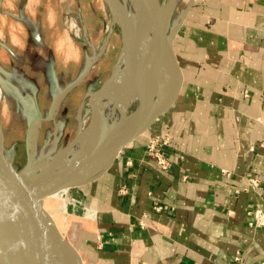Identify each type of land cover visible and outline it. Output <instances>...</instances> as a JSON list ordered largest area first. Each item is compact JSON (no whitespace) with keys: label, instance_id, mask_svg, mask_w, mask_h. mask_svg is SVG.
Masks as SVG:
<instances>
[{"label":"crops","instance_id":"obj_1","mask_svg":"<svg viewBox=\"0 0 264 264\" xmlns=\"http://www.w3.org/2000/svg\"><path fill=\"white\" fill-rule=\"evenodd\" d=\"M186 17L177 99L90 183V218L71 217L78 239L63 231L84 264L264 262V228L248 226L264 211V0H197ZM153 135L169 138L166 170L146 152Z\"/></svg>","mask_w":264,"mask_h":264},{"label":"rangeland","instance_id":"obj_2","mask_svg":"<svg viewBox=\"0 0 264 264\" xmlns=\"http://www.w3.org/2000/svg\"><path fill=\"white\" fill-rule=\"evenodd\" d=\"M167 1L160 0V4ZM195 1L177 0L173 6L169 17L172 46ZM0 5V119L8 145H14V165L19 170L26 163L27 144L33 139L39 117L34 103L37 104L44 119L33 154V165L37 167L70 150L77 139L79 123L88 125V99L93 96L94 101L97 97L91 92L102 87L120 60L121 30L118 26L110 29V15L103 0H2ZM20 9L22 14L18 13ZM103 46V52L95 58ZM33 56L41 59L35 63ZM79 77L81 81L56 108L55 99ZM135 108L131 106L129 114ZM153 129L154 124L143 134L147 136ZM54 131L55 141L47 151ZM153 136L147 138L146 145ZM35 175L37 171L32 174ZM89 188L90 183L45 200L61 231L73 232L75 240L82 229L72 225L71 217L80 220L84 214L90 218L92 210L85 192Z\"/></svg>","mask_w":264,"mask_h":264},{"label":"water","instance_id":"obj_3","mask_svg":"<svg viewBox=\"0 0 264 264\" xmlns=\"http://www.w3.org/2000/svg\"><path fill=\"white\" fill-rule=\"evenodd\" d=\"M103 1L108 6L106 0ZM176 2L177 0H168L167 3L161 5L160 1H155L154 12L161 23L156 29L150 25H147L146 29H148L149 34L155 37L157 43L160 42L167 25L169 26V20L167 23L163 18L162 8L167 7L169 9L170 17ZM121 40L119 55L121 53L127 56L122 30ZM169 50L173 67L180 73L182 82V74L171 38ZM159 72L160 70L157 68V74L152 75V77H157ZM110 77L111 74L106 82ZM141 77L142 81L135 96V112L129 115V124H120L103 146L94 154L86 157L82 163L79 164L78 161H75L69 167L53 171L47 175L32 176L37 168L33 165V154L37 140L38 123L40 124L44 120L37 104L34 103L39 117L34 126L33 139L31 143L27 144L26 163L19 170L14 165V145H8V137L0 119V264H84L75 247L67 240L47 210L45 200L63 191H70L97 180L111 168L118 155L127 146L148 131L154 122L172 106L181 88L170 105L158 111L150 109L151 105H149L150 110L148 109L147 112L145 110L144 92L150 85L151 78L145 70H143ZM81 79L80 77L55 99L56 108L64 95ZM91 99L90 97L87 103L90 108V119L96 114Z\"/></svg>","mask_w":264,"mask_h":264},{"label":"bare ground","instance_id":"obj_4","mask_svg":"<svg viewBox=\"0 0 264 264\" xmlns=\"http://www.w3.org/2000/svg\"><path fill=\"white\" fill-rule=\"evenodd\" d=\"M155 1L160 0H106L110 29L114 26L121 28L127 56L121 54L119 62L112 69L110 79L100 90L91 93L97 95L94 101L91 100L96 114L89 119L87 126L83 127L82 123H79L76 130L77 139L71 145V149L39 164L36 168L37 176L67 168L75 161L82 163L86 157L103 146L120 124H129V115L134 113L135 109L131 114L128 111L135 105L136 91L142 81L143 70L147 71L151 78L150 85L144 92L145 110L148 112L149 105H151L150 109L158 111L171 104L179 90L180 75L171 61L169 26L167 25L159 43L147 32V25L156 29L161 23L154 12ZM162 9L163 18L168 23L169 9L167 7ZM103 50L104 47H101L95 58ZM157 68L160 70L159 75L153 78L152 75L157 74ZM39 126L38 123V128ZM55 132L51 133V139L46 146L47 151L51 150L55 141ZM71 208L73 211L77 210L75 205Z\"/></svg>","mask_w":264,"mask_h":264},{"label":"built area","instance_id":"obj_5","mask_svg":"<svg viewBox=\"0 0 264 264\" xmlns=\"http://www.w3.org/2000/svg\"><path fill=\"white\" fill-rule=\"evenodd\" d=\"M169 143V138L166 135L153 136L148 144L146 145V152L155 164L161 169L166 170L169 166L168 161L164 155V146ZM260 148H264V142L259 145ZM251 151L254 150V147L250 148ZM227 174V173H226ZM228 176V174H227ZM249 188L256 190L260 187V181L256 177H249L248 180ZM122 194H126L125 190L121 191ZM161 209L156 208V211L159 212ZM249 221L248 226L254 229L264 228V211L261 209H255L248 212ZM101 244H99V247ZM239 256H235V261H239ZM264 264V262L262 263Z\"/></svg>","mask_w":264,"mask_h":264}]
</instances>
